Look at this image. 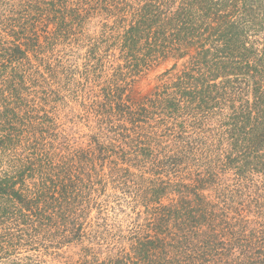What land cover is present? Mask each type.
<instances>
[{"label":"trees","instance_id":"16d2710c","mask_svg":"<svg viewBox=\"0 0 264 264\" xmlns=\"http://www.w3.org/2000/svg\"><path fill=\"white\" fill-rule=\"evenodd\" d=\"M83 43L75 137L61 52ZM47 256L264 264V0H0V264Z\"/></svg>","mask_w":264,"mask_h":264},{"label":"rangeland","instance_id":"374dc122","mask_svg":"<svg viewBox=\"0 0 264 264\" xmlns=\"http://www.w3.org/2000/svg\"><path fill=\"white\" fill-rule=\"evenodd\" d=\"M98 19H94L90 25L87 26V31L91 35L98 34L99 26L97 24ZM61 47H59L60 49ZM88 48L85 43L83 47H77V45L66 48L61 54L65 56V65L71 67L72 73L68 76L71 77L70 82L65 84L64 92L65 101L61 103L60 109L62 115L65 117V127L68 131L72 132L75 137L86 136L92 133L95 122L88 119V112L92 98L88 93V88L91 83L85 80V61L83 60L84 54ZM174 60L169 59L159 63L153 69L148 71L142 77L139 78L136 84V90L138 92H146L158 83V79L162 73L170 69L174 65ZM83 84L85 86L83 87ZM89 85V86H88ZM85 138V137H84ZM82 138V139H84ZM114 215L111 212V216ZM50 260V264H65L64 259H54L52 256L45 257Z\"/></svg>","mask_w":264,"mask_h":264}]
</instances>
